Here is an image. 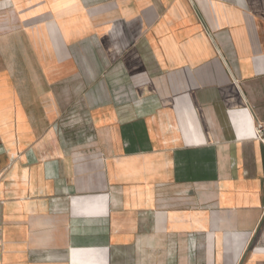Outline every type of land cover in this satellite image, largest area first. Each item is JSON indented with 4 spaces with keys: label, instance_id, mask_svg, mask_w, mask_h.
Here are the masks:
<instances>
[{
    "label": "crops",
    "instance_id": "0c3cea01",
    "mask_svg": "<svg viewBox=\"0 0 264 264\" xmlns=\"http://www.w3.org/2000/svg\"><path fill=\"white\" fill-rule=\"evenodd\" d=\"M0 13V264H264V0Z\"/></svg>",
    "mask_w": 264,
    "mask_h": 264
},
{
    "label": "built area",
    "instance_id": "2783aa9c",
    "mask_svg": "<svg viewBox=\"0 0 264 264\" xmlns=\"http://www.w3.org/2000/svg\"><path fill=\"white\" fill-rule=\"evenodd\" d=\"M258 136H262V134L264 133V130L262 128V126L260 124H258L257 126V131H256Z\"/></svg>",
    "mask_w": 264,
    "mask_h": 264
},
{
    "label": "rangeland",
    "instance_id": "374dc122",
    "mask_svg": "<svg viewBox=\"0 0 264 264\" xmlns=\"http://www.w3.org/2000/svg\"><path fill=\"white\" fill-rule=\"evenodd\" d=\"M4 9H8L9 12L12 11V10H10V9H11V5H7V6H5V7L3 8V10H4ZM2 18H3V16H2V14L0 13V24L2 23V22H1Z\"/></svg>",
    "mask_w": 264,
    "mask_h": 264
}]
</instances>
